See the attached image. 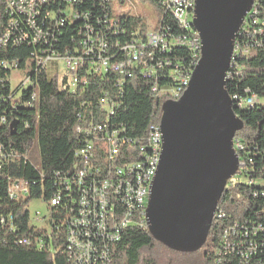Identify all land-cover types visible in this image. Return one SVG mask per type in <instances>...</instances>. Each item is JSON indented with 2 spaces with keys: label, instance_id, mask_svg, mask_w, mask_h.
Listing matches in <instances>:
<instances>
[{
  "label": "built area",
  "instance_id": "built-area-1",
  "mask_svg": "<svg viewBox=\"0 0 264 264\" xmlns=\"http://www.w3.org/2000/svg\"><path fill=\"white\" fill-rule=\"evenodd\" d=\"M52 1L72 5L79 0H8L7 4L9 11L25 19L34 32V41L48 45L58 35L60 37L63 26L62 21L55 22L46 33L45 21L39 25L42 8ZM161 6L171 12L181 34L175 35L167 25L159 23L153 31L132 33L131 40L112 42L113 37L126 33L121 18L103 12L90 22L88 13L75 11L72 7L68 8L69 12L68 9L65 11L69 13V20L84 22L80 31L83 49L78 55L62 56L53 52L42 55L37 58L38 65L57 68L63 62L71 76L72 90L87 86L89 75L117 74L119 79L113 87L118 90L104 92L99 101V113L91 115L88 124L77 129L84 134V140L75 153L73 170L58 175L53 188L48 189V206L50 210H56V215L50 216V232L45 230L43 236L21 239L18 244H34L39 250H52L54 239H62L63 235L68 264H110L113 246L122 240L128 229L149 231L146 209L160 163L163 136L160 123L149 126L145 137L137 138L129 134L125 124L117 122L123 104L121 91L125 81L135 78L138 73L144 80H156L152 91L165 102L170 98L180 99L182 90L190 83L197 56H201V42H195L194 27L191 26L195 0H162ZM11 25L15 26V22ZM8 33L2 37V44L7 42ZM22 39L26 37L22 36ZM180 47L190 51L189 68H182L181 62L168 57L174 48ZM260 50H264V0H254L244 19L241 45H234L226 75L236 111L264 110V96L235 83L245 71L243 61ZM160 74L172 84L160 86ZM234 147L236 152L243 151L242 144L236 139ZM240 165L239 172H242L245 164L240 162ZM247 184L259 186L261 190L254 197L264 198V180L249 178ZM31 192L29 181L10 180L8 196L11 201L25 199ZM78 198H86V208H78ZM225 218L223 211L216 212V224L223 228L219 241L210 251L209 264H264V216L261 220L249 219L230 225L223 224ZM0 229H16L12 215L0 218Z\"/></svg>",
  "mask_w": 264,
  "mask_h": 264
},
{
  "label": "trees",
  "instance_id": "trees-1",
  "mask_svg": "<svg viewBox=\"0 0 264 264\" xmlns=\"http://www.w3.org/2000/svg\"><path fill=\"white\" fill-rule=\"evenodd\" d=\"M143 1L150 3L158 11L159 23L167 25L175 35L182 33L171 12L161 6L162 0ZM7 2L8 0H0V218L12 215L16 229H0V264H68L63 248V235L62 239H54L52 250H39L34 244H18L21 239L33 240L46 233L44 229L31 226L27 206L36 196L34 191L44 181L45 200L48 203V189L53 188L58 175L63 176L73 170L75 153L84 140V134L77 129L85 127L90 116L99 113V101L104 92L114 93L118 90L113 86L119 75L92 74L87 76V86L72 90L68 76L65 75L62 79L57 75L50 77L47 74L49 66H39L37 58L52 52L62 56L78 55L83 49L80 31L84 22L69 20V13L65 11L71 7L75 11L88 13L90 22L95 16H102L103 12L113 13V17L121 18L126 33L113 37L112 42L131 40L132 33L138 31L143 34L147 31V26L141 18L127 13L115 15L111 0H79L72 5L52 1L42 8L39 25L45 21L46 33L55 22L62 21L63 26L59 25L60 37L58 35L56 40L47 45L45 42L34 41L33 30L23 17L9 11ZM12 22H15V26L11 25ZM242 28L237 35L236 45H241ZM7 32L8 40L2 44L1 39ZM22 36L26 39L23 40ZM168 57L181 62L182 68L190 67L191 54L187 48H174ZM243 64L245 71L234 82L241 88L250 87L264 96V50L253 52L252 57L245 59ZM16 72L22 74L24 79L14 87L13 76ZM158 78L160 86L172 84L162 74ZM156 84L155 79L144 80L138 73L135 78L125 81L121 91L123 104L117 115V122L125 124L131 136L143 138L147 135L149 126L160 123L162 108L166 102L152 91ZM227 90L232 99L229 80ZM235 113L245 125L235 139L243 146V151L237 153L240 162L245 164L244 170L237 175L245 176L246 182L243 183L236 177L228 182L217 210L226 215L224 225L249 219L261 220L264 216V198L254 197L261 190L260 187L247 184L249 178L252 181L264 180V110L235 109ZM35 149L38 154L36 164L30 159ZM13 179L29 181L32 189L30 196L11 201L8 187ZM50 211L52 216L56 215V210ZM222 228V225L217 226L215 219L201 249L192 252L175 250L156 239L150 231L128 229L122 240L113 246L110 264H160L165 250L193 253L199 259L197 264H209L210 251L219 241Z\"/></svg>",
  "mask_w": 264,
  "mask_h": 264
},
{
  "label": "water",
  "instance_id": "water-1",
  "mask_svg": "<svg viewBox=\"0 0 264 264\" xmlns=\"http://www.w3.org/2000/svg\"><path fill=\"white\" fill-rule=\"evenodd\" d=\"M253 2L195 0L201 57L182 97L162 108L163 147L146 220L156 239L178 251L201 249L241 167L234 141L245 125L234 111L226 75Z\"/></svg>",
  "mask_w": 264,
  "mask_h": 264
},
{
  "label": "rangeland",
  "instance_id": "rangeland-1",
  "mask_svg": "<svg viewBox=\"0 0 264 264\" xmlns=\"http://www.w3.org/2000/svg\"><path fill=\"white\" fill-rule=\"evenodd\" d=\"M112 9L115 15L118 13H127L131 16L141 18L146 23L147 31L155 30L159 23L160 16L158 11L150 3L144 2L143 0H113ZM57 68L55 69L54 66H49L47 74L50 77L57 75L60 79L65 75L68 76L69 79L71 78L63 62H60ZM23 79L24 76H22V74L20 75L17 72L14 73L13 86H18ZM37 155V149L33 150L30 159L34 164H36ZM235 177L243 183L246 182L245 176L243 175L240 176L238 174ZM45 186L46 181L43 182V185L38 190L34 191L36 196L30 200L27 208L30 212L31 226L50 232L49 221L51 211L45 200ZM198 260L197 256L193 253L189 254L165 250L160 264H197Z\"/></svg>",
  "mask_w": 264,
  "mask_h": 264
},
{
  "label": "bare ground",
  "instance_id": "bare-ground-1",
  "mask_svg": "<svg viewBox=\"0 0 264 264\" xmlns=\"http://www.w3.org/2000/svg\"><path fill=\"white\" fill-rule=\"evenodd\" d=\"M193 19H194V9H191V26H193ZM243 24H244V21H243V23H242V25H241V27H240V29L242 28V26H243ZM194 31H195V42H201L200 41V37H199V34H198V32L195 30V28H194ZM240 31V30H239ZM239 33V32H238ZM238 35V34H237ZM236 39H237V37H236ZM235 45H236V40H235ZM200 57L201 56H198V60H197V63L195 64V67L197 66V64H198V62H199V60H200ZM195 67H194V69H195ZM186 89H187V87H184V90H182V95L184 94V92L186 91ZM228 91V90H227ZM229 94V93H228ZM230 96V95H229ZM231 98V97H230ZM179 100V98H170V101H173V102H176V101H178ZM232 100V99H231ZM234 107V106H233ZM235 107H234V111H235ZM78 204H79V208H86V198H80L79 200H78ZM218 210V209H217ZM215 220V219H214Z\"/></svg>",
  "mask_w": 264,
  "mask_h": 264
}]
</instances>
